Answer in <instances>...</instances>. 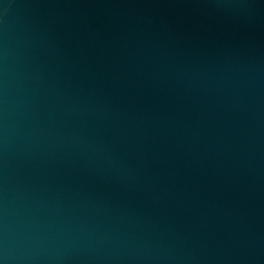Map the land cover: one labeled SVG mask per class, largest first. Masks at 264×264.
<instances>
[{"label":"water","instance_id":"1","mask_svg":"<svg viewBox=\"0 0 264 264\" xmlns=\"http://www.w3.org/2000/svg\"><path fill=\"white\" fill-rule=\"evenodd\" d=\"M0 264H264V0H0Z\"/></svg>","mask_w":264,"mask_h":264}]
</instances>
